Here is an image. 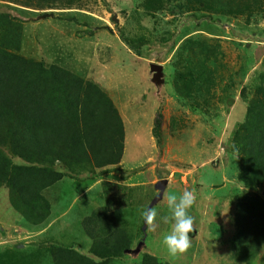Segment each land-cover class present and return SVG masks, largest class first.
I'll use <instances>...</instances> for the list:
<instances>
[{"label": "rangeland", "instance_id": "obj_1", "mask_svg": "<svg viewBox=\"0 0 264 264\" xmlns=\"http://www.w3.org/2000/svg\"><path fill=\"white\" fill-rule=\"evenodd\" d=\"M4 1L0 49L90 83L99 126L120 125L94 138L85 163H54L61 178L26 218L0 180V264H264V175L249 154L262 145L264 0L29 1L34 10ZM150 64L162 67L159 86ZM121 136L115 164L107 143ZM0 153L30 166L9 146ZM160 180L196 195L191 247L176 257L161 243L165 199L153 205L155 230L142 231Z\"/></svg>", "mask_w": 264, "mask_h": 264}, {"label": "trees", "instance_id": "obj_2", "mask_svg": "<svg viewBox=\"0 0 264 264\" xmlns=\"http://www.w3.org/2000/svg\"><path fill=\"white\" fill-rule=\"evenodd\" d=\"M29 1L34 0H8L4 5L41 8H34ZM98 91L90 83L54 65L44 66L0 49V148L9 146L13 156L30 164L29 167L13 166L0 153V180L8 188L13 208L23 217L26 218L24 208L40 199L39 193L61 178L51 169L54 163L66 166L68 159L85 163L86 148L94 138L120 125L118 119L112 118L107 127L99 126L97 110L86 102ZM161 121L162 116L158 114L152 129L157 143ZM254 138L262 145L257 142L254 152L250 150V162L264 175V123L263 128L256 130ZM108 142L109 148L115 149V156L110 157L116 164L121 157L122 136L119 143ZM108 164L110 162L96 161L94 166L102 168ZM144 228L143 225L142 231ZM110 256L115 257L116 253Z\"/></svg>", "mask_w": 264, "mask_h": 264}, {"label": "clouds", "instance_id": "obj_3", "mask_svg": "<svg viewBox=\"0 0 264 264\" xmlns=\"http://www.w3.org/2000/svg\"><path fill=\"white\" fill-rule=\"evenodd\" d=\"M162 198L166 200L170 214L162 216L161 220L165 224L171 223V229L163 235L161 243L171 257H176L191 247L189 234L193 232L194 217L189 212L196 201V195L187 189L179 194L165 190ZM157 215L155 207L142 212V218L149 231L155 230Z\"/></svg>", "mask_w": 264, "mask_h": 264}, {"label": "water", "instance_id": "obj_4", "mask_svg": "<svg viewBox=\"0 0 264 264\" xmlns=\"http://www.w3.org/2000/svg\"><path fill=\"white\" fill-rule=\"evenodd\" d=\"M54 12H48V13H43L42 15L38 16V19H47V18H52ZM149 71L152 74L151 82L154 83L155 85L159 86L163 83V73H162V67L161 65L158 64H150L149 65ZM166 186V181L165 180H160L154 185V189L158 191V195H156L150 204L148 205V208H152L153 205H155L158 201L161 200L162 194L165 190ZM145 221H144V227H145Z\"/></svg>", "mask_w": 264, "mask_h": 264}]
</instances>
